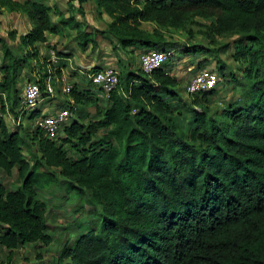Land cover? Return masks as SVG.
Here are the masks:
<instances>
[{
    "label": "trees",
    "instance_id": "obj_1",
    "mask_svg": "<svg viewBox=\"0 0 264 264\" xmlns=\"http://www.w3.org/2000/svg\"><path fill=\"white\" fill-rule=\"evenodd\" d=\"M85 1L67 0L71 14H64L42 0H0V14H24L30 24L18 37L22 55L0 38V98L3 90L10 92L15 117L22 110L14 83L24 68L34 74L25 83L37 84L44 102L52 98L43 91L47 78L60 93L59 61L71 55L49 48V34L67 27L75 30L81 50L92 42L73 14ZM92 2L110 18L106 32L119 47H137L139 54L161 50L166 59L149 74L140 66L117 72V85L103 95L104 106L90 88L71 84L56 108L71 101V116L54 139L34 127L30 135L18 131L20 126L8 129L0 117V171L10 176L14 170L19 181L12 189L0 184V246L12 255L19 246L50 244L45 206L36 191L66 182V190L89 192L98 225L64 244L50 264H264V0ZM141 22L155 29L196 24L211 42L238 33L231 48L244 80L239 101L228 102L218 118L207 114L205 103L221 82L218 76L214 88L192 94L189 127L180 131L172 122L176 79L167 72L173 44L150 37ZM40 44L52 50L55 64L38 52ZM183 52L194 56L204 49L194 45ZM217 69L223 73L224 66ZM230 82L236 83L234 77ZM84 104L93 106L90 121L82 113ZM3 106L0 101L2 113ZM42 107L26 118L33 121ZM24 138L33 140L37 155L23 154ZM65 145L75 157L67 155Z\"/></svg>",
    "mask_w": 264,
    "mask_h": 264
},
{
    "label": "rangeland",
    "instance_id": "obj_2",
    "mask_svg": "<svg viewBox=\"0 0 264 264\" xmlns=\"http://www.w3.org/2000/svg\"><path fill=\"white\" fill-rule=\"evenodd\" d=\"M42 1L57 7L64 14H71V12L67 11V0ZM73 5L76 7V4ZM73 14L80 23V30L90 32L89 36L93 40L86 45L84 50H81V47L77 45L78 39L75 37V30L65 27L60 34L53 35L50 39L49 35L47 36L49 48L51 46L54 47V52L59 51L61 53L72 54L70 61H64L65 71L69 67H72V65L81 66L80 54H83L82 57L85 56V58L93 61L94 65L91 68L89 67L91 70L111 67L119 75L127 67H130L132 70H138V54L140 53L138 48H121L118 46L113 37L106 32L110 18L103 12L102 8L97 7L92 0H86L81 6V12L80 10H75ZM26 26V18L21 13L15 14L14 12L4 10L0 14V38L9 45L16 55H22V49L18 46L17 35L22 33ZM139 28L145 30L150 37H158L164 42L173 44L171 46L173 52L168 61L167 72L176 79L174 89L177 92V98H175L173 103L172 122L180 131L185 132L189 127L191 116L189 109L192 106V95H188L185 92V85L187 80L197 72L195 68L197 61H199L201 69L214 70L221 78V82L214 89V93L208 97L205 103L208 115L218 118L221 110L228 102L239 101L238 99L244 87V80L240 77L241 72L239 71V66H237L238 64L232 58L233 49L231 48V41L238 37V33L230 32L215 38L211 42L204 37L202 28L196 24L178 23L165 29H155L154 25L150 22H141ZM194 45L201 46L204 52L194 56L185 55L183 52L185 47ZM224 45L229 46L222 50L221 48ZM37 50L41 55L48 56L49 59L54 55L51 53L52 50L46 48L43 44L37 45ZM54 57L56 56L54 55ZM220 63L224 66L223 73H220L217 69ZM36 70L37 67L35 66L34 71L36 72ZM87 73H90V71L88 70ZM32 75L34 76V74L29 75L27 68H24L20 76L16 78L14 87L20 95L22 94L25 81L27 79L34 80ZM232 77H234L236 83L230 82ZM73 80L74 83L83 85L84 88H90L94 96L99 100L100 106L105 105L103 94L96 86H93L89 82L87 76H83L80 72H77L73 76ZM64 81L66 82L67 79ZM60 84L61 82L59 81L55 86L58 88L61 86ZM11 98L10 92L3 90L0 98L1 103L4 102V111L1 119L8 129H18L20 126L21 128L18 131L23 130L26 134L30 135L29 131L34 127V120L29 121L26 118L28 113H26L20 123L16 124L15 115L9 109ZM63 99L62 93H54L49 102H44L46 100H43L37 107L40 108L43 105L40 110L44 113H49L58 108L60 101ZM81 109L82 113L85 114V121H90L94 118V110L91 104H84ZM24 140L26 141L22 144L23 154L28 155L30 152L37 155L36 145L35 143H31L33 140L27 138H24ZM65 149L68 156L75 157L74 151L69 146L65 145ZM59 179L62 180V178ZM0 184L10 189L18 186L19 181L14 170L10 176H6L0 171ZM66 187V182H56L36 191L37 198L45 206L46 232L51 238L50 244L47 246H41L40 244L19 246L12 251V255H8V251L0 246V261L2 263L50 264L54 261L59 249L64 244H71L79 233L98 225V207L89 204V192L84 190L82 194H79L72 189L66 190Z\"/></svg>",
    "mask_w": 264,
    "mask_h": 264
},
{
    "label": "built area",
    "instance_id": "obj_3",
    "mask_svg": "<svg viewBox=\"0 0 264 264\" xmlns=\"http://www.w3.org/2000/svg\"><path fill=\"white\" fill-rule=\"evenodd\" d=\"M51 53L53 55V52ZM165 59L166 53L164 51L150 49L138 55V64L144 73L149 74L152 70L159 68ZM49 60L52 63L57 62V58L54 57V55L50 57ZM86 76L93 86H96L102 91L103 95L112 91L118 82V73L111 67L97 69L87 73ZM219 80L214 70L201 69L187 80L185 92L188 95L200 93L203 90L214 88ZM59 90L60 93L66 95L70 90V85H63L61 83ZM43 91L47 93V97H52L55 93L54 86H52V82L48 78L44 82ZM41 101H43V99L40 96L38 85L33 82H26L19 100L22 111L15 117L16 124L20 123L26 113L37 108ZM69 105L53 110L52 114L44 115L45 113L41 111L42 114L34 119V128L38 129L44 138L54 139L59 130L69 122L71 116ZM2 114L0 110V117H2Z\"/></svg>",
    "mask_w": 264,
    "mask_h": 264
},
{
    "label": "crops",
    "instance_id": "obj_4",
    "mask_svg": "<svg viewBox=\"0 0 264 264\" xmlns=\"http://www.w3.org/2000/svg\"><path fill=\"white\" fill-rule=\"evenodd\" d=\"M17 1H22V0H17ZM72 4H76L75 2L73 3L72 2ZM47 5H49V4H47ZM51 6V5H50ZM75 6V5H74ZM84 10V9H83ZM61 11V10H60ZM61 12H63V11H61ZM15 14H19V13H16V12H14ZM23 16H24V18H26V16L24 15V14H22ZM74 19L76 20V21H78L77 19H76V17L74 16ZM79 22V21H78ZM26 28H25V30L22 32V33H19L17 36L19 37L20 35H22L23 33H25L28 29H29V27H30V24H29V21L27 20V18H26ZM51 36H53V34H49V39L51 38ZM78 47V46H77ZM64 54H69V55H72L71 53H64ZM82 55L83 54H80L79 56H80V58H81V62H82V64H81V66H79V65H72V67H69L68 69H67V71H65V66H64V61H70L72 58H71V56L69 57V58H64V60H62V58H60L61 60L59 61L62 65H61V67H59V69H60V74H59V76H58V78H56V79H59V81L63 84V83H65V84H69V85H71V84H75L77 87H78V89H82V88H84L83 87V85H80V84H76V83H74L73 81V76L77 73V72H80L83 76H86L87 75V72H88V70L91 68V66L92 65H94L93 64V61L92 60H90V59H87V58H85V56L84 57H82ZM90 67V68H89ZM67 79V83L64 81V80H66ZM61 85V84H60ZM64 85V84H63ZM54 96H56V95H54ZM66 96L65 95H63V98H65ZM14 251V250H13Z\"/></svg>",
    "mask_w": 264,
    "mask_h": 264
}]
</instances>
